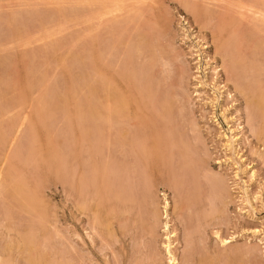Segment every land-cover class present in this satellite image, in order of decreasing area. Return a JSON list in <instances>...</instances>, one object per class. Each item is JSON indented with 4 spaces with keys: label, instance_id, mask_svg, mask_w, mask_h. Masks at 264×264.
I'll return each instance as SVG.
<instances>
[{
    "label": "rangeland",
    "instance_id": "374dc122",
    "mask_svg": "<svg viewBox=\"0 0 264 264\" xmlns=\"http://www.w3.org/2000/svg\"><path fill=\"white\" fill-rule=\"evenodd\" d=\"M263 6L0 0V264H264ZM92 154L116 219L78 207Z\"/></svg>",
    "mask_w": 264,
    "mask_h": 264
},
{
    "label": "bare ground",
    "instance_id": "6f19581e",
    "mask_svg": "<svg viewBox=\"0 0 264 264\" xmlns=\"http://www.w3.org/2000/svg\"><path fill=\"white\" fill-rule=\"evenodd\" d=\"M264 7V6H263ZM264 9V8H263ZM258 10L259 11H261L260 10V7L258 8ZM255 13V12H254ZM259 12L257 11V13L256 14H258ZM263 13V15H264V12H262ZM255 14V15H256ZM254 15V16H255ZM260 15H261V12H260ZM257 17H259V16H257ZM262 17H260L259 18V21H260V19H261ZM262 19H264V18H262ZM125 36V35H124ZM131 40V39H130ZM135 40H137V39H135ZM141 41H142V39H141ZM136 42H139V41H136ZM141 43V42H140ZM144 43V42H143ZM145 44V43H144ZM142 45V44H141ZM134 46H135V44H134ZM143 46V45H142ZM96 47V46H95ZM128 48V47H127ZM141 48V47H140ZM144 48V47H143ZM130 51H131V49H130ZM135 52H137L136 50H135ZM126 53V52H125ZM132 53V52H131ZM97 54H99V53H97ZM128 55V54H127ZM132 56V55H131ZM242 58V57H241ZM99 59H100V57H99ZM135 59V58H134ZM99 62V61H98ZM248 62V61H247ZM247 62H245V63H247ZM131 63V62H130ZM99 64V63H98ZM132 64V63H131ZM134 64H136V63H134ZM125 65V64H124ZM137 65V64H136ZM135 65V66H136ZM132 66H134V65H132ZM126 67V69H127V66H125ZM130 68V67H129ZM99 69H100V67H99ZM108 69V68H107ZM110 69V68H109ZM125 69V70H126ZM139 69V68H138ZM129 70V69H128ZM123 71V70H122ZM132 71V70H131ZM140 71V70H139ZM138 71V72H139ZM110 72V71H109ZM133 72V71H132ZM141 72V71H140ZM116 73V72H115ZM142 73V72H141ZM144 73V72H143ZM135 75V74H134ZM134 75L132 74V73H129V71H128V73L127 72H122V74L120 75V77H119V75H118V78H120V79H122V81H124V83H125V85L126 86H124V84L123 83H121L122 85H123V87H122V90H123V92H124V94H126V93H129L130 94V92H131V89H130V87H129V85H127V84H129V83H133V79L135 78L134 77ZM139 75V74H138ZM146 76V75H145ZM115 77V76H114ZM114 77H112V78H114ZM134 77V78H133ZM118 79L116 78V81H117ZM142 80V79H141ZM119 81V80H118ZM111 82H113V80L111 81ZM115 82V81H114ZM110 83V82H109ZM106 84H107V82H106ZM118 84H120V82L118 83ZM141 85V84H140ZM119 86H121V85H119ZM99 87V86H98ZM121 88V87H120ZM132 88V87H131ZM134 89V88H133ZM95 91V90H94ZM136 91V90H135ZM135 91H133V92H135ZM107 92H109V91H107ZM114 93V92H113ZM262 93H263V90H262ZM118 95V94H117ZM121 95V94H120ZM109 96V95H108ZM123 96V95H122ZM106 97V96H105ZM128 97V96H127ZM120 98V97H119ZM263 98V97H262ZM107 100V99H106ZM109 100V99H108ZM128 100V99H127ZM127 100L125 99V98H123V97H121L119 100H117V98L116 99H114V104H113V107H111L110 109V116L111 117H113V119L110 117V122H112L111 124H114L115 122L113 121V120H115L114 118H116V116L115 115H118L119 114V116L121 115V116H126V114H128L127 112H129V111H127L128 109H129V102H127ZM130 101H131V99H130ZM135 101V100H134ZM258 101H259V99H258ZM257 101V102H258ZM110 104V103H109ZM131 107V106H130ZM132 108V107H131ZM158 108H160V107H158ZM109 111V110H108ZM111 111H112V113H111ZM95 112V111H94ZM102 112V111H101ZM107 114V113H106ZM152 114V113H151ZM155 115V114H154ZM151 116V115H150ZM167 117V116H166ZM155 120V119H154ZM102 121V120H101ZM116 121V120H115ZM118 121V120H117ZM120 121V120H119ZM123 121V120H122ZM142 121V120H141ZM109 122V121H108ZM114 122V123H113ZM145 122V121H144ZM162 122V121H161ZM128 123V122H127ZM110 124V125H111ZM102 125V124H101ZM115 125V124H114ZM116 126V125H115ZM145 126V125H144ZM149 126V125H148ZM93 127V126H92ZM91 128V127H90ZM139 128V127H138ZM153 128V127H152ZM92 129V128H91ZM122 129V128H121ZM148 129V128H147ZM151 130V129H150ZM114 131V130H113ZM95 132V131H94ZM124 132V131H123ZM145 132V131H144ZM149 133H150V131H149ZM151 134V133H150ZM96 135V134H95ZM125 135H127V134H125ZM90 137V136H89ZM120 137V136H119ZM123 138V137H122ZM151 138V137H150ZM147 139V138H146ZM121 140V139H120ZM92 141V140H91ZM115 141V140H114ZM93 142V141H92ZM149 142H150V139H149ZM124 143V142H123ZM90 144V143H89ZM116 144V143H115ZM150 144H151V142H150ZM152 145V144H151ZM149 146V145H148ZM156 146V145H155ZM132 147V146H131ZM79 148V147H78ZM156 150V149H155ZM151 151H152V149H151ZM82 153V152H81ZM79 154V153H78ZM95 154V153H94ZM93 155V154H92ZM153 155V154H152ZM94 156V159L92 160V162H91V167H90V169H91V175H89V173H88V179L85 177V175H84V169L85 168H83L84 167V165H83V163L81 162H79V161H81V160H79L78 161V172H77V174H76V182H75V184H76V187H75V189H77V192L76 193H78V196H79V204L78 205H80V206H78V207H80L81 208V211L83 212V211H85V210H87V208H88V210L89 211H93V212H95V213H97V212H104L105 214H106V217H107V215L110 217V218H112V220H113V218L114 219H116V218H118V216H119V214H116V212H117V210L118 209H120V210H122L123 209V207H124V205H125V203H127V200H126V196L127 195H125V191H126V193H128L127 192V190H123V187L125 186V185H123L124 183L123 182H121V184L123 185V187L122 186H120V185H117L116 184V181L110 176V174L108 173V172H106L108 169H106L105 167V165H103V166H105V167H103V166H100L99 164H101V163H99L100 162V160H99V162H97V158L95 159V155H93ZM110 156H112V155H110L109 154V158H110ZM81 157V156H80ZM149 157V156H148ZM78 158V157H77ZM93 158V157H92ZM91 158V159H92ZM155 158V157H154ZM154 158L152 159V160H154ZM162 158V157H161ZM81 159V158H80ZM141 159V158H140ZM158 159V158H157ZM51 160V159H50ZM99 163V164H98ZM108 163V162H107ZM148 163H150V162H148ZM159 163V162H158ZM105 164V163H104ZM113 164V163H112ZM107 165V164H106ZM159 165V164H158ZM161 165V164H160ZM168 165V164H167ZM68 166V165H67ZM164 166V165H163ZM108 167V166H107ZM157 167V166H156ZM156 167H155V169H156ZM162 167V166H161ZM63 168V167H62ZM159 168V167H158ZM158 168H157V170H158ZM163 168V167H162ZM167 168V167H166ZM166 168H165V170H166ZM65 169H66V167H65ZM77 169V168H76ZM76 169H75V171H76ZM160 169V168H159ZM162 170V169H161ZM111 171V170H110ZM148 171H149V169H148ZM64 172V171H63ZM114 172V171H113ZM151 172H153V171H151ZM150 172V173H151ZM86 173V172H85ZM163 175V174H162ZM65 176V175H64ZM116 177V176H115ZM164 177V176H163ZM155 178V177H154ZM66 179V178H65ZM70 179V178H69ZM123 179V178H122ZM151 179V178H150ZM67 180V179H66ZM17 182V181H16ZM66 182V181H65ZM68 182V181H67ZM24 185V184H23ZM28 195V194H27ZM77 196V195H76ZM77 196V197H78ZM78 199V198H77ZM128 199V198H127ZM129 201V200H128ZM25 203V202H24ZM130 202H128V204H129ZM26 204V203H25ZM152 205V204H151ZM24 206V208H25V205H23ZM126 206V205H125ZM168 206H169V202H167L166 203V206H164L165 208H166V213L167 214H169L168 213V211H167V209H168ZM125 208V207H124ZM128 210H129V208H127ZM153 209V208H152ZM119 210V211H120ZM124 210V209H123ZM155 210V209H154ZM79 211V210H78ZM89 211H87V212H89ZM127 211V210H126ZM80 212V211H79ZM132 212V211H131ZM155 212H157V211H155ZM90 213V212H89ZM102 213H101V215H102ZM118 213V212H117ZM121 213V212H120ZM122 213H123V211H122ZM121 213V214H122ZM84 214V213H83ZM82 214V215H83ZM94 214V213H93ZM91 215V216H93L94 217V215ZM126 214H127V212H126ZM134 214V213H133ZM154 214V213H153ZM156 214V213H155ZM154 214V215H155ZM85 215V214H84ZM101 215H99V217H100V219H102L101 218ZM87 216V215H86ZM89 216V215H88ZM97 216H98V214H97ZM97 216H95V218L97 217ZM171 216V215H170ZM105 217V218H106ZM158 217V214L156 215V217L154 216V218H157ZM109 218V219H110ZM123 219V218H122ZM150 219H152V218H150ZM94 220V219H93ZM103 220V219H102ZM119 220V219H118ZM95 221V220H94ZM117 221V220H116ZM120 221V220H119ZM151 221H153V220H151ZM98 222V221H97ZM114 222V221H113ZM154 222L156 223L157 222V219H154ZM169 222H170V220H169ZM169 222H166V227L168 228V229H170V224H169ZM99 223V222H98ZM151 223V222H150ZM108 224V223H107ZM111 224V223H110ZM157 224V223H156ZM103 225V224H102ZM102 225H100V227H102ZM106 224L104 223V226H105ZM153 225V224H152ZM110 226V225H109ZM164 226V227H165ZM113 228V227H112ZM152 229V228H151ZM106 230H107V228H106ZM111 230V229H110ZM171 230V229H170ZM109 233V232H108ZM112 233H113V231H112ZM169 233V232H168ZM170 233L174 236L175 234V232L174 231H170ZM219 234V233H218ZM170 235V234H169ZM171 236H169V238H170ZM113 238V237H112ZM115 238V237H114ZM111 240V239H110ZM114 240V239H113ZM115 242H117V241H115ZM222 242L223 243H228V240H222ZM169 246H171V243L169 244ZM170 252V251H169ZM171 253V252H170ZM170 263L171 264H177L178 263V258L176 257V255H174V254H172L170 257Z\"/></svg>",
    "mask_w": 264,
    "mask_h": 264
}]
</instances>
